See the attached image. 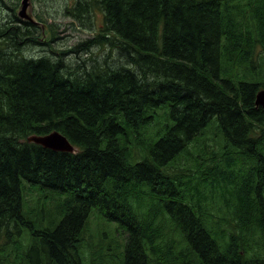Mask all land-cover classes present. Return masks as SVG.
Instances as JSON below:
<instances>
[{
	"label": "trees",
	"instance_id": "16d2710c",
	"mask_svg": "<svg viewBox=\"0 0 264 264\" xmlns=\"http://www.w3.org/2000/svg\"><path fill=\"white\" fill-rule=\"evenodd\" d=\"M97 1L106 28L134 49L133 63L162 82L150 87L129 70L72 78L61 62L1 51L0 239L25 231L24 181L66 195L58 225L32 233L24 264H84L78 237L94 210L127 229L123 264H149L146 245L154 249L159 238L142 212L145 198L199 264H264V256L247 255L251 231L264 245V195L250 193L252 174L241 183L224 171L215 180L227 211L221 234L194 210L192 191L165 174L214 121L232 148L249 149L252 122L264 124L255 107L262 84L233 89L224 55L264 45V19L241 21L244 0ZM163 108L166 117L157 113ZM53 131L76 153L28 141Z\"/></svg>",
	"mask_w": 264,
	"mask_h": 264
},
{
	"label": "rangeland",
	"instance_id": "374dc122",
	"mask_svg": "<svg viewBox=\"0 0 264 264\" xmlns=\"http://www.w3.org/2000/svg\"><path fill=\"white\" fill-rule=\"evenodd\" d=\"M237 9L241 21L251 19L255 13L264 19V0H244L237 3ZM0 32V52L15 54L19 61L47 57L53 63L61 62L72 78L92 71L105 75L109 70H129L150 87L162 82L150 76L145 67L133 63L130 55L134 49L106 28L104 12L97 0H0ZM224 58L232 74L233 89L244 81L260 82V89L264 87V45L243 46L241 52L232 49ZM108 78L109 75L103 78L107 88ZM167 112V108L157 111L165 117ZM251 129L250 150L235 149L224 140L214 121L165 170L168 177L192 191V207L204 213L214 233H225L227 226L224 221L227 211L215 182L221 172L238 177L241 183L252 174L255 179L248 184L250 193L259 190L264 195V124L252 122ZM204 181L208 184L203 185ZM22 191L26 228L20 237H16L15 231L2 235L0 264H24L32 233L53 228L62 219L66 195L24 181ZM142 212L149 217L159 238L154 239V249L146 245L149 264H199L175 227L149 198L143 201ZM128 238L124 226L107 221L100 210L92 211L78 237L84 264H123ZM248 239L253 249L247 255L263 257L264 245L259 234L251 231Z\"/></svg>",
	"mask_w": 264,
	"mask_h": 264
},
{
	"label": "water",
	"instance_id": "95a60500",
	"mask_svg": "<svg viewBox=\"0 0 264 264\" xmlns=\"http://www.w3.org/2000/svg\"><path fill=\"white\" fill-rule=\"evenodd\" d=\"M255 103L256 107H260L264 111V89L256 95ZM28 141L54 152L74 153L75 151V147L68 138L59 131H54L45 136H34L29 138Z\"/></svg>",
	"mask_w": 264,
	"mask_h": 264
}]
</instances>
